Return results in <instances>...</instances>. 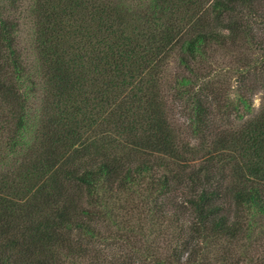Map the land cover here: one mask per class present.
<instances>
[{"label": "trees", "instance_id": "obj_1", "mask_svg": "<svg viewBox=\"0 0 264 264\" xmlns=\"http://www.w3.org/2000/svg\"><path fill=\"white\" fill-rule=\"evenodd\" d=\"M261 92L264 0H0V264H264Z\"/></svg>", "mask_w": 264, "mask_h": 264}, {"label": "rangeland", "instance_id": "obj_2", "mask_svg": "<svg viewBox=\"0 0 264 264\" xmlns=\"http://www.w3.org/2000/svg\"><path fill=\"white\" fill-rule=\"evenodd\" d=\"M22 30L23 31L20 34L21 41L24 45H26L29 41L30 28H29V26H23ZM228 58H225L222 60V66L224 68H228L229 66H231V63H232L231 59H230V57H228ZM172 72H173V70H171V73ZM233 82H234V80L231 79L230 83L233 84ZM263 104H264V93L261 92V93H258L254 98V111H255V113H258L260 111Z\"/></svg>", "mask_w": 264, "mask_h": 264}]
</instances>
